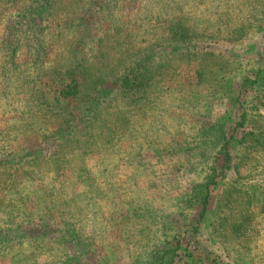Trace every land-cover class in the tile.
Here are the masks:
<instances>
[{"label": "rangeland", "instance_id": "1", "mask_svg": "<svg viewBox=\"0 0 264 264\" xmlns=\"http://www.w3.org/2000/svg\"><path fill=\"white\" fill-rule=\"evenodd\" d=\"M37 1L0 0V264H264V0Z\"/></svg>", "mask_w": 264, "mask_h": 264}, {"label": "trees", "instance_id": "2", "mask_svg": "<svg viewBox=\"0 0 264 264\" xmlns=\"http://www.w3.org/2000/svg\"><path fill=\"white\" fill-rule=\"evenodd\" d=\"M35 2L37 4V7H36L37 9L41 10L45 8L44 4L38 3L37 0H35ZM34 14L35 16H38L37 12L36 13L34 12ZM22 21H24L25 24H29L30 22H32V18L28 14H25L22 17ZM18 24H20V22ZM57 66L64 70L63 74L67 75L68 79L70 80V85L65 86V89L68 91L67 92L68 96L80 97L84 92L92 91L94 92V97L91 99V107L93 104L95 105L99 104L100 98H101L100 95L106 92L104 88L106 85H108L107 81L110 80V78L108 77L106 78V76L108 75L110 71H106L105 65L99 64L98 67H95L93 66V64L86 65V63L84 62L75 63V61H73V63L68 62L67 64L65 62L60 65L58 64ZM123 68H124L123 75H125L123 79H124V82L128 84V81H127L128 77H130L129 75L134 73V69L132 66H129V65L126 67L124 66ZM129 68L131 71L128 70ZM122 86H123V81L121 82L119 87H122ZM133 86H139V85L137 83V84H133ZM137 88L140 89V87H137ZM77 101L79 103V101L81 100L78 99ZM80 104L81 106H84L83 103L80 102ZM92 109L95 110V108H92ZM94 119H97L96 116L94 117ZM66 132H67V128L65 127V125H62L60 126V129H57L56 131L51 133L50 136L46 138L55 140L54 144H58V146H60L63 143L65 138L67 137L68 139H70V137L73 138V136L70 133H66ZM88 138L94 139L95 136L89 135ZM55 153H60L59 149L58 151H55ZM56 168L58 169L57 166Z\"/></svg>", "mask_w": 264, "mask_h": 264}]
</instances>
